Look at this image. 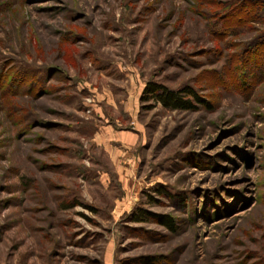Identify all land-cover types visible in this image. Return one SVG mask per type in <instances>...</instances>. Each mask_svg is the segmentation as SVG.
Masks as SVG:
<instances>
[{"label": "rangeland", "instance_id": "374dc122", "mask_svg": "<svg viewBox=\"0 0 264 264\" xmlns=\"http://www.w3.org/2000/svg\"><path fill=\"white\" fill-rule=\"evenodd\" d=\"M0 264H264V0H0Z\"/></svg>", "mask_w": 264, "mask_h": 264}, {"label": "trees", "instance_id": "16d2710c", "mask_svg": "<svg viewBox=\"0 0 264 264\" xmlns=\"http://www.w3.org/2000/svg\"><path fill=\"white\" fill-rule=\"evenodd\" d=\"M141 101H151L168 110H183L194 111L200 105H208V103L190 86H183L179 89H171L164 84L148 81L146 82ZM152 213L144 209H138L131 213L130 219L135 222L148 221L152 218ZM156 219L160 224L166 228L173 230L174 224L171 218L166 215H159Z\"/></svg>", "mask_w": 264, "mask_h": 264}]
</instances>
